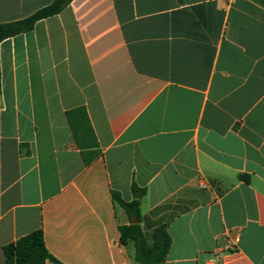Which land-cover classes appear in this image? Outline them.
I'll return each instance as SVG.
<instances>
[{"label":"crops","instance_id":"obj_1","mask_svg":"<svg viewBox=\"0 0 264 264\" xmlns=\"http://www.w3.org/2000/svg\"><path fill=\"white\" fill-rule=\"evenodd\" d=\"M133 183L164 264H264V0H73L0 43V264L38 229L63 264H137Z\"/></svg>","mask_w":264,"mask_h":264},{"label":"trees","instance_id":"obj_2","mask_svg":"<svg viewBox=\"0 0 264 264\" xmlns=\"http://www.w3.org/2000/svg\"><path fill=\"white\" fill-rule=\"evenodd\" d=\"M73 0H55L31 16L8 24H0V43L8 38L30 32L35 25L44 19L59 15ZM133 201L126 202L117 192H112L113 202L119 205L128 215L130 224L120 226V241L124 246L133 244L137 264H164L169 254L172 240L167 226L163 225L149 236L141 226V201L147 190L132 185ZM134 218L139 223L134 224ZM6 264H63L48 250L42 229H38L19 238L3 248Z\"/></svg>","mask_w":264,"mask_h":264},{"label":"water","instance_id":"obj_3","mask_svg":"<svg viewBox=\"0 0 264 264\" xmlns=\"http://www.w3.org/2000/svg\"><path fill=\"white\" fill-rule=\"evenodd\" d=\"M133 223H134V224H138V223H139V221H138L136 218H134V221H133Z\"/></svg>","mask_w":264,"mask_h":264}]
</instances>
